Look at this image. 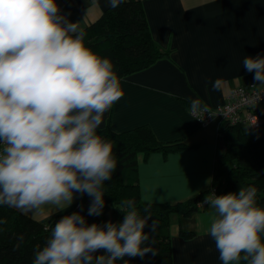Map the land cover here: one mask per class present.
Here are the masks:
<instances>
[{"label":"clouds","instance_id":"obj_1","mask_svg":"<svg viewBox=\"0 0 264 264\" xmlns=\"http://www.w3.org/2000/svg\"><path fill=\"white\" fill-rule=\"evenodd\" d=\"M125 2L107 0L113 9ZM85 36L56 0H0V206L25 215L44 207L63 212L79 194L91 198L89 216L102 215L105 182L118 160L99 130L125 92L114 64L87 47ZM243 67L254 72L251 87L264 86V56L245 57ZM221 83L213 81V91ZM189 105L193 119L212 113L199 97ZM257 194L252 185L219 195L213 189L200 203L214 211L207 235L222 264H264ZM118 209L124 218L117 223L63 215L43 247L36 246L33 264H129L126 256L155 255L145 232L150 215H141L135 199L122 200ZM22 242L21 236L15 248Z\"/></svg>","mask_w":264,"mask_h":264},{"label":"crops","instance_id":"obj_2","mask_svg":"<svg viewBox=\"0 0 264 264\" xmlns=\"http://www.w3.org/2000/svg\"><path fill=\"white\" fill-rule=\"evenodd\" d=\"M140 1L152 39L169 54L122 78L125 95L105 114L101 129L108 124L112 131L121 132L147 125L160 142H185L187 147L175 151L139 155L137 183L140 201L187 200L210 189L206 180L216 171L220 147L219 121L213 118L200 124L189 114V100L199 97L214 108L234 86L256 83L254 72L243 67V60L264 56V0ZM56 2L61 14L73 23L80 22L82 29L109 7L107 0H98L97 5L92 0ZM216 79L222 83L213 91ZM85 198L77 194L63 212L44 207L27 215L49 223L80 206L88 208L85 204L90 201ZM213 215L207 204L189 216L171 214V261L167 264H222L207 235ZM181 231L194 234L186 237Z\"/></svg>","mask_w":264,"mask_h":264},{"label":"trees","instance_id":"obj_3","mask_svg":"<svg viewBox=\"0 0 264 264\" xmlns=\"http://www.w3.org/2000/svg\"><path fill=\"white\" fill-rule=\"evenodd\" d=\"M146 21L140 0H126L115 9L108 7L100 18L83 28L86 33V46L98 55L109 58L115 66L114 70L124 78L169 54L154 42ZM260 114L264 117V110H261ZM100 132L113 142V152L118 160L112 179L105 182V207L102 215L108 212V221L111 220L113 223L122 221L124 214L118 209L120 202L133 198L137 199V208L141 215H150L145 232L151 234L148 244L156 254L149 252L143 258L126 256L124 259L149 264L169 263L171 248L168 232L171 214L177 212L189 216L199 209L198 201L204 199L210 189L187 200L140 201L137 164L139 155L147 156L154 151L163 153L175 151L187 147L186 143L160 142L147 125L114 132L107 124ZM219 136L223 148L217 153V168L211 182L216 188V194L236 192L240 186L252 185L258 189V206L264 207V123L259 127H250L243 123L221 122ZM225 167L227 170L224 169ZM85 197L91 202L90 197L87 195ZM73 212H80L89 224H103L102 215L89 216L88 208L83 206L64 215ZM62 216L45 223L17 209L0 206V219L7 220L6 224L0 225L3 229L0 231V264H33L36 246L43 247L51 234V228ZM153 221H155V229L152 227ZM180 233L186 237L194 234L192 231ZM21 236L23 242L21 247L16 249L15 245Z\"/></svg>","mask_w":264,"mask_h":264},{"label":"built area","instance_id":"obj_4","mask_svg":"<svg viewBox=\"0 0 264 264\" xmlns=\"http://www.w3.org/2000/svg\"><path fill=\"white\" fill-rule=\"evenodd\" d=\"M251 86L237 85L231 88L224 102L214 108L210 107L212 113L205 114L203 119H197L199 123L206 124L214 118L219 123L226 121L230 124L243 123L250 127L262 126L264 117L260 112L264 110V86ZM213 189L216 192V188L211 185L209 192ZM202 201L203 199L198 201V206L203 207L200 205Z\"/></svg>","mask_w":264,"mask_h":264},{"label":"rangeland","instance_id":"obj_5","mask_svg":"<svg viewBox=\"0 0 264 264\" xmlns=\"http://www.w3.org/2000/svg\"><path fill=\"white\" fill-rule=\"evenodd\" d=\"M219 144H220L219 150H221L223 148L222 142L220 141ZM85 200H88V198H85ZM85 206L89 207V203L85 204ZM102 216H103L102 219H103V224H104L107 222V218L109 217V213L105 212Z\"/></svg>","mask_w":264,"mask_h":264}]
</instances>
